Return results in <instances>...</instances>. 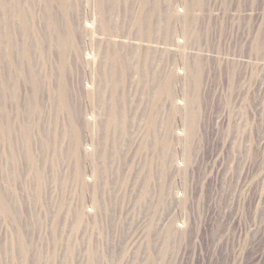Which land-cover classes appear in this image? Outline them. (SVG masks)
Masks as SVG:
<instances>
[{"label": "rangeland", "instance_id": "obj_1", "mask_svg": "<svg viewBox=\"0 0 264 264\" xmlns=\"http://www.w3.org/2000/svg\"><path fill=\"white\" fill-rule=\"evenodd\" d=\"M215 5L227 10L197 17ZM262 8L0 0V264H264V171L242 188L236 176L215 186L209 170L190 184L176 104L184 63L190 105L203 101V62L183 55L179 38L207 39L226 22L261 29ZM262 37L240 54L259 60Z\"/></svg>", "mask_w": 264, "mask_h": 264}, {"label": "built area", "instance_id": "obj_2", "mask_svg": "<svg viewBox=\"0 0 264 264\" xmlns=\"http://www.w3.org/2000/svg\"><path fill=\"white\" fill-rule=\"evenodd\" d=\"M215 6L199 10L204 12L197 17L205 18L211 12L227 10ZM189 11L186 3L180 6L181 16L189 18ZM208 27V24L204 26ZM195 28L200 38V25L196 24ZM258 30L263 35L261 42H264V22L261 29H252L246 24L234 29L231 22H226L223 31L207 39L195 41L191 35L184 34L178 40L183 55L192 63L203 62L204 66L199 88L203 101L196 107L190 105L187 96L194 86L188 70L190 64H182L178 71L179 167L184 173L190 169V184L195 174L201 179L202 170H209L214 173L211 177L215 186L229 189L236 176L243 180L242 188L250 174L264 171V55L259 60H251L239 52L240 45L256 42ZM86 57L91 60L93 53ZM191 119L196 122V127L189 134ZM186 152L195 158L193 166L186 162ZM188 181V176H183L182 185L188 186Z\"/></svg>", "mask_w": 264, "mask_h": 264}, {"label": "bare ground", "instance_id": "obj_3", "mask_svg": "<svg viewBox=\"0 0 264 264\" xmlns=\"http://www.w3.org/2000/svg\"><path fill=\"white\" fill-rule=\"evenodd\" d=\"M184 16V15H183ZM182 17V16H181ZM187 18V17H186ZM187 19H189V18H187ZM120 77V76H119ZM118 79V78H117ZM119 80V79H118ZM119 108V107H118ZM110 112H111V110H110ZM118 124V123H117ZM151 125H150V129L151 130H153L154 129V125L152 124V123H150ZM191 124V123H190ZM117 126V125H116ZM118 128V127H117ZM190 128H191V130H193V128H194V125H193V123L191 124V126H190ZM121 133V132H120ZM74 134H75V132H74ZM76 137V136H75ZM120 138V137H119ZM74 139H76V138H74ZM155 139V138H154ZM73 140V139H72ZM155 143V142H154ZM151 150H153V155H152V157H150L151 158V161H153V159L155 158V157H157V154H158V151H157V148H156V146H155V144L152 146V148H151ZM156 155V156H155ZM189 155V153L188 152H186V157ZM155 156V157H154ZM34 161V160H33ZM187 162V161H186ZM33 163V162H32ZM150 164H151V162H150ZM115 173V172H114ZM116 174V173H115ZM184 174V173H183ZM119 175V174H118ZM117 177V176H116ZM119 178V177H118ZM133 184H134V182H133ZM136 184V183H135ZM2 211L4 212V213H7L8 212V208H7V206H6V204H5V202H3L2 203Z\"/></svg>", "mask_w": 264, "mask_h": 264}]
</instances>
